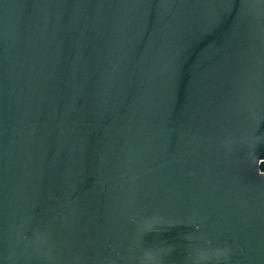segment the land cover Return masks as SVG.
<instances>
[{"label": "water", "instance_id": "95a60500", "mask_svg": "<svg viewBox=\"0 0 264 264\" xmlns=\"http://www.w3.org/2000/svg\"><path fill=\"white\" fill-rule=\"evenodd\" d=\"M0 264H264V0H0Z\"/></svg>", "mask_w": 264, "mask_h": 264}]
</instances>
